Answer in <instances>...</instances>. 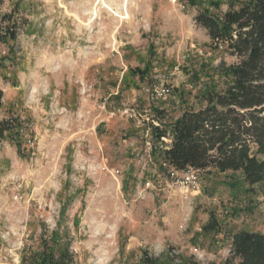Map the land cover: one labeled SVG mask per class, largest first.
<instances>
[{"label": "rangeland", "instance_id": "1", "mask_svg": "<svg viewBox=\"0 0 264 264\" xmlns=\"http://www.w3.org/2000/svg\"><path fill=\"white\" fill-rule=\"evenodd\" d=\"M242 1L3 0L2 116L19 127L0 153V264L54 236L74 264H226L236 232L264 230V189L210 168L183 192L146 150L155 122L229 85L236 58L195 18Z\"/></svg>", "mask_w": 264, "mask_h": 264}, {"label": "trees", "instance_id": "2", "mask_svg": "<svg viewBox=\"0 0 264 264\" xmlns=\"http://www.w3.org/2000/svg\"><path fill=\"white\" fill-rule=\"evenodd\" d=\"M195 19L207 29L214 47L223 46L236 58L221 66L230 83L223 91L206 93L204 107L184 111L171 126H153L156 146L162 137L171 139L167 147L154 148L153 155L166 170L171 166L231 171L240 173L250 189H264V0H243L219 18L199 12ZM8 37L15 39L16 33L0 23V43ZM3 98L0 88V153L3 142L19 127L17 120L2 116ZM208 227H218L216 216ZM28 262L74 264V256L70 244L54 236ZM143 262L157 264L148 257ZM226 264H264V230L236 232Z\"/></svg>", "mask_w": 264, "mask_h": 264}, {"label": "built area", "instance_id": "3", "mask_svg": "<svg viewBox=\"0 0 264 264\" xmlns=\"http://www.w3.org/2000/svg\"><path fill=\"white\" fill-rule=\"evenodd\" d=\"M3 11V4L0 3V13ZM155 93L157 96H167L171 93V88L168 86H164L163 88H155ZM125 113H127L129 116L137 117L138 113L135 111L134 108H126ZM156 126H159L158 123H156ZM171 143L170 137H162L161 140L158 142L157 146L160 148H165ZM152 140L147 141L146 143V150L149 156L153 154L154 148L157 147ZM164 166H167L166 163H164ZM169 174L173 180V184L176 185L181 191L183 192H199L201 188V178H200V172L199 169L194 168H188L185 170H177L174 167L167 166ZM147 185H150V183H147Z\"/></svg>", "mask_w": 264, "mask_h": 264}]
</instances>
